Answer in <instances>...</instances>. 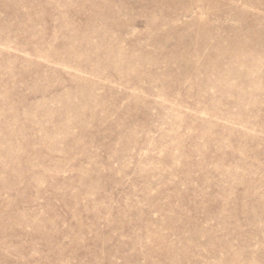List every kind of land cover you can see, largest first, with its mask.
I'll return each instance as SVG.
<instances>
[{
    "label": "rangeland",
    "instance_id": "rangeland-1",
    "mask_svg": "<svg viewBox=\"0 0 264 264\" xmlns=\"http://www.w3.org/2000/svg\"><path fill=\"white\" fill-rule=\"evenodd\" d=\"M0 264H264V0H0Z\"/></svg>",
    "mask_w": 264,
    "mask_h": 264
},
{
    "label": "bare ground",
    "instance_id": "bare-ground-1",
    "mask_svg": "<svg viewBox=\"0 0 264 264\" xmlns=\"http://www.w3.org/2000/svg\"><path fill=\"white\" fill-rule=\"evenodd\" d=\"M111 48V47H110ZM107 53V52H106ZM109 53V52H108ZM109 57V56H108Z\"/></svg>",
    "mask_w": 264,
    "mask_h": 264
}]
</instances>
